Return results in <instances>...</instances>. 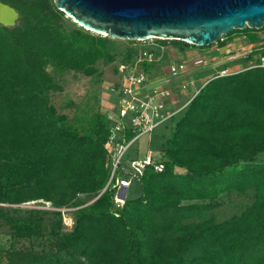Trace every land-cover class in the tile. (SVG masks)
I'll use <instances>...</instances> for the list:
<instances>
[{
	"label": "trees",
	"instance_id": "trees-1",
	"mask_svg": "<svg viewBox=\"0 0 264 264\" xmlns=\"http://www.w3.org/2000/svg\"><path fill=\"white\" fill-rule=\"evenodd\" d=\"M0 1L20 15L14 27L0 24V227L11 238L0 244V264H264V163L255 161L264 152L263 67L201 85L163 124L171 126L155 156L163 170L148 166L116 206L106 113L67 97L57 106L52 94L63 87L48 68L101 83L98 62L127 63L137 48L121 51L114 39L66 23L54 0ZM256 31L233 29L218 44L237 34L260 43ZM154 42L177 53L196 47ZM254 54L264 45L245 58ZM248 190L253 200L240 213L207 216L222 195ZM32 201L54 209L23 206Z\"/></svg>",
	"mask_w": 264,
	"mask_h": 264
},
{
	"label": "built area",
	"instance_id": "built-area-1",
	"mask_svg": "<svg viewBox=\"0 0 264 264\" xmlns=\"http://www.w3.org/2000/svg\"><path fill=\"white\" fill-rule=\"evenodd\" d=\"M222 39L221 36L219 40ZM135 42L139 44L135 57L127 63H119L116 79L104 86V91L112 92L104 111L110 123L104 148L110 158L107 186L111 184L116 190L113 196L116 206L123 204L128 187L148 166L156 172L163 170V163L156 161L151 151L137 152L135 156H128L127 152L142 136H149L187 106L201 87L197 88L196 79L191 76L193 68L205 65L202 59L176 60L174 47L158 44L154 38ZM251 67L264 68V55H258L257 62L248 68ZM235 72L222 68L214 76ZM178 93H188L181 105H177ZM46 205L48 209H54L49 203ZM58 210L65 230H71V209L63 207Z\"/></svg>",
	"mask_w": 264,
	"mask_h": 264
},
{
	"label": "water",
	"instance_id": "water-1",
	"mask_svg": "<svg viewBox=\"0 0 264 264\" xmlns=\"http://www.w3.org/2000/svg\"><path fill=\"white\" fill-rule=\"evenodd\" d=\"M90 33L111 39L180 40L196 47L218 42L233 29L264 27V0H54ZM16 9L0 1V24L14 27Z\"/></svg>",
	"mask_w": 264,
	"mask_h": 264
},
{
	"label": "rangeland",
	"instance_id": "rangeland-1",
	"mask_svg": "<svg viewBox=\"0 0 264 264\" xmlns=\"http://www.w3.org/2000/svg\"><path fill=\"white\" fill-rule=\"evenodd\" d=\"M65 22L73 21L72 19H67L68 17L64 14ZM18 23V22H17ZM257 36L260 37L261 42L256 44H250L246 40L243 34H237V38L235 39V45L227 47L222 53L218 54L217 58L212 57L210 59L209 55H191L190 51L198 50V47H189L186 49L184 53H174V58L176 60L181 59H202L205 61V65H199L193 68L191 74H196L199 72H203L205 76H214L217 72L222 68H228L230 71H239L245 68H248L252 63L256 62L258 54H254L252 60H247L245 57L251 53V51L256 47L257 49H261V46L264 45V30H258L255 32ZM226 36L223 35L222 38ZM228 41H232L226 38ZM117 48L119 50H124L126 47H134L137 48L139 45L137 42L135 44H131L129 40H121L114 39ZM150 42V41H149ZM170 45L168 42L166 43ZM218 45V42L206 48V50L215 49V46ZM119 62L103 64L101 61L97 63V67L99 69V79L101 83H96L97 76H85L81 73H75L72 71H67L63 74H58L54 72L51 68H48L49 72H51L58 82L62 85L63 91L60 93L52 94L53 102L58 106L61 102L65 100V98H70L76 104L80 106V109H84L86 104H89V107H93V109L99 108L101 111H105L108 106V102H110L108 95L105 94L104 86H107V83H111L116 79V76L113 72V66L118 65ZM190 76H187L189 78ZM188 81V79H186ZM188 92V91H187ZM188 93H178L177 96L179 101L177 105H181L186 99ZM99 101V104L97 103ZM170 124L169 125H161L153 133L149 136H142L127 152L128 156L133 155L137 152H145L146 150L151 151L155 156L159 153L160 147L162 146L165 138L170 133ZM256 162L264 163V152L260 153L256 156ZM84 200L86 197H82ZM253 200V191L248 190L243 193L232 192L229 194L222 195L218 201L220 202L219 206L210 211L207 216L213 215L217 221H221L226 219L234 214L240 213L242 209H244L249 203ZM26 207H35V208H47L46 204L39 205L35 201L28 202L25 205ZM51 207V206H50ZM11 241L9 234L7 233V229L5 227H0V244L7 246ZM27 246L28 243L26 241H19L17 244L20 246Z\"/></svg>",
	"mask_w": 264,
	"mask_h": 264
},
{
	"label": "crops",
	"instance_id": "crops-1",
	"mask_svg": "<svg viewBox=\"0 0 264 264\" xmlns=\"http://www.w3.org/2000/svg\"><path fill=\"white\" fill-rule=\"evenodd\" d=\"M236 38H237V36L234 35L230 39V40H233V42L229 41L227 44H223V45L218 44L217 46H215V49H212V50H209V51L206 50V48H198L197 51L196 50H192V51H190V53H191V55H195V56H197V55L203 56V54L204 55H209L210 59L212 60L213 59L212 57L217 58L218 54L222 53L227 47H229L231 45L234 46L235 43H236L235 42ZM191 76L196 79L195 83H196L197 88H199L209 78H211L209 76H205L203 72H199V73H197V75L196 74H191Z\"/></svg>",
	"mask_w": 264,
	"mask_h": 264
},
{
	"label": "bare ground",
	"instance_id": "bare-ground-1",
	"mask_svg": "<svg viewBox=\"0 0 264 264\" xmlns=\"http://www.w3.org/2000/svg\"><path fill=\"white\" fill-rule=\"evenodd\" d=\"M73 21H74V20H73ZM111 93H112L111 91H108V90L105 91V94H106V95H109V96H110ZM118 197H120V196H118Z\"/></svg>",
	"mask_w": 264,
	"mask_h": 264
}]
</instances>
